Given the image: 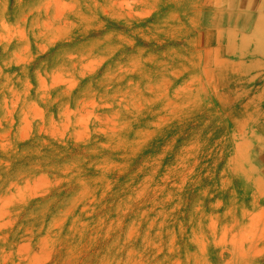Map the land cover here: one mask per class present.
<instances>
[{
  "label": "rangeland",
  "instance_id": "rangeland-1",
  "mask_svg": "<svg viewBox=\"0 0 264 264\" xmlns=\"http://www.w3.org/2000/svg\"><path fill=\"white\" fill-rule=\"evenodd\" d=\"M0 264H264V0H0Z\"/></svg>",
  "mask_w": 264,
  "mask_h": 264
}]
</instances>
